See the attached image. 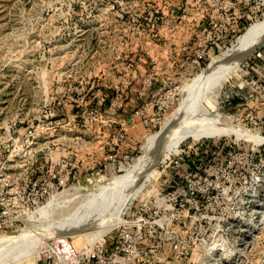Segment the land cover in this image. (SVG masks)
I'll return each instance as SVG.
<instances>
[{"label":"rangeland","instance_id":"rangeland-1","mask_svg":"<svg viewBox=\"0 0 264 264\" xmlns=\"http://www.w3.org/2000/svg\"><path fill=\"white\" fill-rule=\"evenodd\" d=\"M228 8L235 31L199 46L201 29ZM263 22L256 0H0V243L28 235L34 264L47 239L79 249L112 235L142 203L176 202L192 251L179 264H264V46L195 94L197 113L240 136L188 138L155 163L161 144L124 183L113 216L82 218L144 153L202 70ZM120 94L121 107L110 109ZM28 130H36L32 144ZM68 174L34 205L52 175Z\"/></svg>","mask_w":264,"mask_h":264},{"label":"built area","instance_id":"built-area-1","mask_svg":"<svg viewBox=\"0 0 264 264\" xmlns=\"http://www.w3.org/2000/svg\"><path fill=\"white\" fill-rule=\"evenodd\" d=\"M256 1L264 3V0ZM232 15L228 8L223 9L220 15L209 20L207 24L199 20V23L206 24L200 31L199 46L204 44L216 46L222 35L228 31L234 32L233 28L229 30V26L236 24L238 18ZM196 23L198 24L197 21ZM147 83L149 85L150 80H147ZM141 95L142 92L139 93V96ZM123 99L122 94L116 95L110 102V109H115L117 105L121 107L120 102ZM142 115L140 110L134 112V116ZM122 137L119 135L118 141ZM26 138L32 144L37 138L36 130H28ZM117 138H113V143H116ZM173 165L175 169L181 168L178 161ZM68 176L69 174L66 179L60 180L56 175H52L48 186L36 192L34 205L40 204L42 199L63 188L69 179ZM72 179H75V173L72 174ZM36 183L37 181L31 184L32 189L36 187ZM178 209L176 202L167 205V208L152 205L150 202L142 203L134 210H129L126 220L115 228L112 235L104 236L100 242L85 243L79 249L71 245L65 248L56 240L47 239L45 245L40 248L34 264H179L188 255L191 256L192 251L180 237ZM162 210L169 213L168 219L159 216Z\"/></svg>","mask_w":264,"mask_h":264},{"label":"bare ground","instance_id":"bare-ground-1","mask_svg":"<svg viewBox=\"0 0 264 264\" xmlns=\"http://www.w3.org/2000/svg\"><path fill=\"white\" fill-rule=\"evenodd\" d=\"M262 46H264V22L257 25L255 24V26L249 28L235 39L231 47L223 52L224 54L222 56L214 58L188 87V91L180 108L165 121L159 131L146 140L144 153L136 159L122 177L114 179L112 183L105 187L104 192L97 194L96 197L89 202L87 209L82 212L83 220L90 217V215L95 216L96 221H98L100 217L113 216L121 206L123 200L121 198V196H123L122 194L127 191L124 183H126L128 178L136 171L135 169H139L143 164H149L148 161L151 159L153 151L157 147H160L161 144L164 143L165 145L162 147L165 148L163 151L159 152L155 163H157L159 159H162L167 153H170L181 141L188 138H214L223 135L240 136L241 133L238 132L239 130L237 131L236 129L221 125L216 118L208 115L209 112L208 114L205 112L201 113L203 115L197 113L198 110H202L203 105L197 103L195 94L198 92L199 87L209 86L211 81H216L221 77L224 78L228 76L242 58ZM194 91L195 93H193ZM189 104L192 105L189 106ZM109 190H111V195L109 194ZM107 197L109 198L107 199ZM123 198L125 197L123 196ZM50 204L51 202L46 204L43 208L50 206ZM76 213L77 211L71 212L72 215L70 214L71 216L67 217L66 220H70L69 224L72 223V218ZM67 230L68 229L65 228L63 235H68ZM26 238H28V235L1 242L0 264H31L33 262L32 246L30 242L24 241Z\"/></svg>","mask_w":264,"mask_h":264},{"label":"crops","instance_id":"crops-1","mask_svg":"<svg viewBox=\"0 0 264 264\" xmlns=\"http://www.w3.org/2000/svg\"><path fill=\"white\" fill-rule=\"evenodd\" d=\"M139 99H141V98H139ZM124 107H126V106H124ZM121 113L125 116V114H127L128 112H125L124 110H122Z\"/></svg>","mask_w":264,"mask_h":264}]
</instances>
